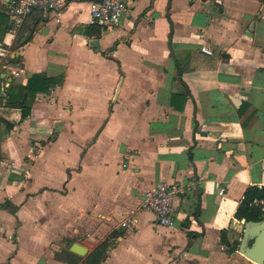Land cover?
<instances>
[{
  "label": "crops",
  "instance_id": "0c3cea01",
  "mask_svg": "<svg viewBox=\"0 0 264 264\" xmlns=\"http://www.w3.org/2000/svg\"><path fill=\"white\" fill-rule=\"evenodd\" d=\"M91 1L16 34L0 2V264L104 241L101 264H256L234 212L264 185V0H134L88 35ZM32 74L56 82L25 93ZM160 182L182 188L171 227L140 207Z\"/></svg>",
  "mask_w": 264,
  "mask_h": 264
},
{
  "label": "built area",
  "instance_id": "2783aa9c",
  "mask_svg": "<svg viewBox=\"0 0 264 264\" xmlns=\"http://www.w3.org/2000/svg\"><path fill=\"white\" fill-rule=\"evenodd\" d=\"M76 0H0L5 6L12 22V33L16 34L28 16L38 12L42 16L53 15L60 21L64 9ZM134 0H92L89 7L88 25L100 29L118 24L121 15ZM219 2L220 0H214ZM212 54V50L201 47ZM22 71V70H21ZM41 146L38 145V148ZM182 188L176 183L160 182L144 190L140 207L153 213L156 221L165 227L174 225V198Z\"/></svg>",
  "mask_w": 264,
  "mask_h": 264
},
{
  "label": "trees",
  "instance_id": "16d2710c",
  "mask_svg": "<svg viewBox=\"0 0 264 264\" xmlns=\"http://www.w3.org/2000/svg\"><path fill=\"white\" fill-rule=\"evenodd\" d=\"M28 29V26H24L23 28L18 30V33ZM100 29L97 27H90L86 32L88 35H93L94 33L98 34ZM56 82V78L51 76H46L42 74H32L28 78V82L25 87L22 89L25 93L35 94L38 91H46ZM13 88H8V98L6 99V105L19 107L21 108V117L24 118L29 113L30 108L25 105L24 102H17L15 98L12 97ZM2 102V98L0 97V104ZM3 121V120H2ZM0 206L8 207L9 202L5 201L0 204ZM234 218L240 220L245 218L246 221H258L264 218V185H249L240 199L235 212ZM224 234V233H223ZM222 241L226 243L223 239ZM238 241L234 243V247L238 245ZM107 242H102L98 246H96L83 260V264H101V262L106 258V250ZM67 254V262L68 264H76L81 258L75 255L74 253L66 252Z\"/></svg>",
  "mask_w": 264,
  "mask_h": 264
},
{
  "label": "water",
  "instance_id": "95a60500",
  "mask_svg": "<svg viewBox=\"0 0 264 264\" xmlns=\"http://www.w3.org/2000/svg\"><path fill=\"white\" fill-rule=\"evenodd\" d=\"M33 30L34 26L32 25L24 33L20 41L21 45L29 40ZM97 44L98 41L93 40L92 45L96 46ZM239 231L241 239L238 251L256 264H264V218L258 221H246L245 218L240 219ZM70 250L79 255H84L86 252V248L77 243H73Z\"/></svg>",
  "mask_w": 264,
  "mask_h": 264
}]
</instances>
